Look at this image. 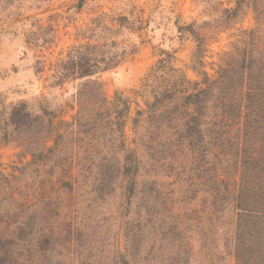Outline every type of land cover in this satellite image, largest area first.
Wrapping results in <instances>:
<instances>
[{"label": "trees", "instance_id": "trees-1", "mask_svg": "<svg viewBox=\"0 0 264 264\" xmlns=\"http://www.w3.org/2000/svg\"><path fill=\"white\" fill-rule=\"evenodd\" d=\"M224 1L208 34L176 19L188 64L158 49L135 102L100 77L137 52L106 38L125 17L99 15L55 57L27 41L49 55L35 76L71 88L75 113L0 95V147L19 158L0 163V264H264V0ZM247 10L254 27L208 62Z\"/></svg>", "mask_w": 264, "mask_h": 264}, {"label": "rangeland", "instance_id": "rangeland-1", "mask_svg": "<svg viewBox=\"0 0 264 264\" xmlns=\"http://www.w3.org/2000/svg\"><path fill=\"white\" fill-rule=\"evenodd\" d=\"M80 3L81 8L77 10L75 7ZM226 7L224 0H0V95L7 103L25 102L34 112L39 109L38 102L43 101L50 110L62 111L70 120L75 113L71 88L54 89L35 76L37 56L49 55L33 51L28 47L32 44L27 41L35 43L38 39V45H52L51 53L55 57L61 49L78 44V34L93 19L106 14L108 18H126L125 28L106 38L137 49L120 67L100 76L106 94L112 97L115 91H121L133 102L139 101L134 92L157 60L158 49H176L180 65L188 64L194 44L190 39L177 40L176 19L194 22L208 34L217 25L220 11ZM36 20L42 30L34 36L36 29L31 25ZM253 27L252 11L247 10L234 25L220 29L211 41L208 62H215L218 54L229 50L243 31ZM50 28L54 30L55 39L46 43L51 40ZM208 70L212 73L210 68ZM126 133L130 138V124ZM0 163L7 172L19 163L13 147H0Z\"/></svg>", "mask_w": 264, "mask_h": 264}]
</instances>
